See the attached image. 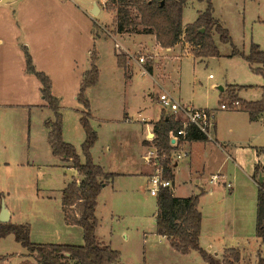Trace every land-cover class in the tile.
Returning <instances> with one entry per match:
<instances>
[{
	"label": "rangeland",
	"instance_id": "obj_1",
	"mask_svg": "<svg viewBox=\"0 0 264 264\" xmlns=\"http://www.w3.org/2000/svg\"><path fill=\"white\" fill-rule=\"evenodd\" d=\"M68 1L73 5L77 3L93 10V2L98 1L101 14L97 18L98 23L95 22L93 35L99 34L114 42L115 15L113 11L108 10L104 0ZM208 7V0H187L183 10L184 25L194 24ZM212 7L213 17L229 31L231 39L230 42L223 43L219 34L213 33L220 53L218 57L204 61L184 57L166 65L167 58L163 51L165 48L158 42L162 55L147 52L141 53L142 55L132 52L125 55L116 54L125 59L126 65L136 60L143 66L158 64L163 73L167 67L171 84L175 85L172 87L169 84L165 89L156 85L151 92L157 94L162 91L154 97L157 103L151 100L153 98L147 94L148 90L143 93V88L138 89L136 86V95L132 100L135 109L142 114H145L144 109H152L155 114L160 112L159 96L163 93H170L171 97L181 104L214 111L215 127L211 131L213 140L208 142L206 150L203 144L194 145L192 150L190 148L192 155L180 161L173 174L175 194L179 197L199 196V208L203 213L202 226L205 230L209 228L207 226H215L222 240L219 246L226 245V248L234 246L230 243V237L234 236L235 232H239L236 235L240 236L242 212L248 211L254 205L256 186L250 188L245 172L249 170L255 157H258L257 164L264 167V112L257 121H252L247 112L240 110L241 104L231 110L221 109L220 106L232 105L233 100H264V65L250 63L243 57L251 54L253 45L259 46L264 52V0H212ZM120 42L123 44V40ZM175 47L176 53L186 51L194 56L196 47L190 43L183 42ZM234 52L239 54L234 55ZM141 57L144 62L139 61ZM166 75H161L162 79ZM143 78L141 76V79ZM218 87H223L224 91L221 92ZM240 87L244 88L241 90ZM61 112L65 126V112L62 108ZM165 113L170 115L168 111ZM133 118L130 124L112 123L99 126L91 123L98 135L91 152L93 162L111 174H126L117 175L98 196V240L111 242L112 247L120 254L121 264H209L196 251L187 255L177 252L167 239L158 234L155 221L158 196H152L148 192V179L139 171V142L142 130L141 124L137 122L141 121L137 111ZM69 119L67 126L72 128L73 121L71 117ZM49 120L55 121V113L51 109L0 111L2 202L7 209L15 212L13 224L30 226L32 243L84 245L83 229L77 225H67L62 213V191L76 181L77 175L52 153L47 131ZM72 136L70 143L84 163L86 158L82 150V137ZM63 138L68 142V136L65 138L63 134ZM216 141L233 149V155L230 154L241 164L242 169L238 168L234 161H225L221 150L212 147L217 145ZM68 164L71 166L72 163L68 161ZM174 169L173 167L172 170ZM152 170L154 175L156 171L153 166ZM215 174H224L226 181L234 184V190H229L223 184H213L211 181ZM257 180L260 181V175ZM211 188L214 193L210 192ZM69 214L74 215V209H70ZM113 216L116 217L114 221ZM234 240L235 247L240 248L242 252L246 247L247 251L250 250L245 240L234 238L232 242ZM201 247L204 249L205 246ZM2 256L6 257L2 264L35 262L27 250L15 241L12 234L0 239V257ZM216 260L223 264V260ZM258 261L257 253H252L250 261L246 258L242 263L258 264Z\"/></svg>",
	"mask_w": 264,
	"mask_h": 264
},
{
	"label": "crops",
	"instance_id": "obj_2",
	"mask_svg": "<svg viewBox=\"0 0 264 264\" xmlns=\"http://www.w3.org/2000/svg\"><path fill=\"white\" fill-rule=\"evenodd\" d=\"M96 4L98 5V1L93 2L94 7ZM93 11V9H86L77 3L73 5L68 0H15L5 5L0 3V111L4 109L23 110L27 108L50 111L41 94L42 84L35 76L29 74L26 70L25 55L22 50V47L25 46L28 48L36 68L47 74L52 81L53 95L60 100L62 111L65 112L64 137L66 138V136H68L66 139L68 143H70L73 139L72 135H77L78 138L82 137L84 142L85 132L82 131L83 129L80 124L81 112L84 108L77 101V95L86 72L91 68L90 53L95 47L99 53L97 64L100 70V76L98 84L87 91L93 115L91 123L99 126L112 123L130 124L134 120V113L137 111L138 118L141 119V121L137 122L141 124L142 130L139 142L141 149V165L139 171L140 174L145 175L148 179L149 192V180L153 175V170L150 163L146 161V157L148 153L154 149L152 145V140L155 137L154 125L161 119L163 109L160 107L161 111L156 114L152 109H144L145 114H142L141 111L135 109L132 98L136 95L135 87L138 86V89L143 88V93L148 90L147 94L149 97L153 98L151 100L157 103L154 97L162 93V91L153 94L151 91L154 87L157 85L165 89L169 84L172 85V87L175 85L171 84V77L167 71V67L165 72L167 75L163 76L162 79L161 75L165 73L161 71V66L158 64L154 66H143L136 60L133 63H129L126 70L121 68L118 64V56L115 52L116 43L127 53L132 52L141 54L147 52L162 55V51H159L161 48L157 45V39L154 34L145 33L141 30L137 33L117 34L115 32L116 34L113 36L114 42L100 35L98 38H95L93 35L94 24L95 22L98 23L97 18L101 14V8L99 7L96 17L92 15ZM184 27H186V25H184ZM113 28L115 31V20ZM149 38H151V41H149ZM121 40H123V44L120 42ZM180 44H183V42ZM163 51L165 52L164 56L167 58L166 65L172 61L182 60L184 57H191L195 61L209 59L197 58L190 53H186V51L176 53V47ZM150 68L151 70H149ZM140 75L144 78L141 79ZM68 115L73 121L72 128L67 126V121L70 120ZM262 115L263 113L254 121H257ZM47 131L49 135V129H47ZM208 142L209 141L190 142L189 149L191 148L192 150V147L196 144H203L202 146L206 150ZM216 144L217 145L211 146L214 149L219 148L221 150V153L225 156V161H234L235 165L242 169L240 166L241 164L237 163L232 156L233 149L221 145L218 141H216ZM191 150L190 155L193 153ZM257 160L258 157H255L253 164L249 170L245 172L251 186L250 188L252 189L256 186L257 192L254 195V205H252L248 211L245 210L242 212L240 236L236 235L237 233L239 234V232H235L234 236L230 237V243L234 246L226 248H224L226 245L219 246L222 240L215 226H207L209 228L206 230L203 226L201 227L200 244L205 246L204 249H207L206 251L210 255L221 261L223 260L225 252L232 249L240 251L241 260L238 264H243L244 262L242 263V261L246 258L250 261L252 253H257L259 259L262 258L264 260V239L258 238L256 234L259 185L255 178V169L258 166L260 167L258 175H262L264 181V175L262 174L264 167L257 164ZM64 163L66 164L65 167L70 168L68 162ZM177 166L174 167V174ZM104 171L106 173H111L105 169ZM76 175V181L80 182L82 177L78 174ZM117 175L121 176L126 174L117 173ZM221 177L222 178L217 183L211 182L215 185L223 184L227 186L230 184L232 187L229 188V190H234V184L231 181H226V176L224 174H222ZM113 180H111L107 186ZM198 181L200 182L201 180ZM172 183L175 197L189 198L177 196L175 194V179ZM203 191L205 193V190ZM210 192L214 193V189L211 188ZM8 210L12 222L13 217L16 215L13 210L9 208ZM199 211L201 212L200 208ZM62 213L64 215L63 206ZM201 214L203 222V213L201 212ZM114 218L116 217L113 216V221ZM98 235L99 233L97 230V240ZM164 238L170 243L169 238ZM234 238L245 240V243L249 244V252L247 251L248 247L243 249L244 252H242L240 248L235 247V240L232 242ZM98 241L102 245L109 246L111 249L115 250L111 242ZM244 254L246 256H244ZM119 264H121V259L119 260Z\"/></svg>",
	"mask_w": 264,
	"mask_h": 264
},
{
	"label": "trees",
	"instance_id": "obj_3",
	"mask_svg": "<svg viewBox=\"0 0 264 264\" xmlns=\"http://www.w3.org/2000/svg\"><path fill=\"white\" fill-rule=\"evenodd\" d=\"M187 0H108L107 8L115 13L117 34L137 33L140 30L156 36L158 44L165 49L173 48L181 42H187L196 47L193 54L197 58H211L220 56L214 42L213 33L219 34L223 43L230 42L229 31L221 22L213 17L212 0H208L209 7L201 14L198 20L184 27L183 10ZM96 24L94 25V27ZM204 29V32L201 30ZM95 35V34H94ZM99 34L95 35L98 38ZM26 70L35 76L42 84L41 94L47 107L55 113V121L49 120L48 140L54 156L64 162L70 161L76 174L82 177L80 182L74 181L62 192V206L67 225H77L83 229L84 245L66 244H34L31 242V228L29 225L2 223L0 221V239L14 235L15 241L25 248L34 264H119L120 254L109 246L102 245L96 236L99 221L96 216L97 200L102 189L117 175L106 173L104 169L95 164L92 159V149L98 135L91 125L93 119L88 89L99 82L100 70L98 67L99 54L94 48L90 53L91 68L86 72L77 101L83 106L80 124L85 132V141L82 144L83 154L86 158L81 162L76 148L63 138V115L60 100L53 95L52 81L47 74L39 71L27 47L23 46ZM239 54L234 52V55ZM250 63L264 65V52L260 47L253 45L251 54L243 55ZM121 68L127 69L125 59L118 57ZM151 70V68L149 69ZM258 71V70H257ZM233 88V87H231ZM244 87H240L242 90ZM228 109H235L241 104V111L249 114L254 121L264 112V100L259 102H244L233 100ZM222 105V104H221ZM182 123L173 116L167 115L163 109L161 119L154 125L155 137L153 147L159 154L167 156L162 161L164 178L174 182L172 163L169 155L172 151L170 133H177L182 129ZM186 140L189 142H207L206 135L194 127L186 129ZM260 167L255 169V178ZM264 175V171L262 172ZM258 206L256 234L264 239V181H258ZM3 195L0 194V212ZM158 213L156 217L157 231L162 237L170 240L171 246L179 253L187 255L192 251L198 252L209 264H219L212 255L201 247L200 236L202 227V214L199 211V196L189 198L175 197L173 191L162 188L159 192ZM74 209V215H70ZM6 257H0V264ZM241 260L239 250H227L223 257V264H238ZM259 264H264L262 258Z\"/></svg>",
	"mask_w": 264,
	"mask_h": 264
},
{
	"label": "built area",
	"instance_id": "obj_4",
	"mask_svg": "<svg viewBox=\"0 0 264 264\" xmlns=\"http://www.w3.org/2000/svg\"><path fill=\"white\" fill-rule=\"evenodd\" d=\"M108 3V0H104ZM115 52L118 55H125L127 52L119 44H115ZM140 62H144V58L139 59ZM212 77V76H211ZM159 103L165 111H168L170 116H173L176 121L182 123V129L177 133H170V140L172 151L168 158L172 163V168L177 166L180 161L190 156L189 141L186 140V129L194 127L201 133L206 135L208 141L213 140L211 137V131L215 127V113L209 109H198L192 105H185L177 102L170 94L163 93L159 96ZM235 106H238L236 104ZM221 109H228L226 104L220 106ZM167 156L161 155L154 148L150 151L146 157V161L155 168L156 173L152 175L149 180L150 188L149 192L152 196L157 197L162 188H168L173 191V183L170 180L164 178V168L162 161ZM222 177L215 175L212 178L213 183H217ZM228 188L232 186L227 185Z\"/></svg>",
	"mask_w": 264,
	"mask_h": 264
},
{
	"label": "water",
	"instance_id": "obj_5",
	"mask_svg": "<svg viewBox=\"0 0 264 264\" xmlns=\"http://www.w3.org/2000/svg\"><path fill=\"white\" fill-rule=\"evenodd\" d=\"M13 1H15V0H1L0 3H1L2 5H5V4L12 3ZM98 10H99V7H98V5L96 4V5H95V9H94V11L92 12V15H93L94 17L97 16V14H98ZM201 31L204 32V29H202ZM218 89H219L221 92L224 91V88H223V87H218ZM152 137H153V136H152ZM260 182H263V176H262V175L260 176ZM0 221H1L2 223H5V224H6V223H9V222L11 221V217H10L9 210L7 209V207H6V205H5L4 202H2V204H1Z\"/></svg>",
	"mask_w": 264,
	"mask_h": 264
}]
</instances>
